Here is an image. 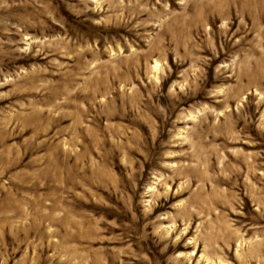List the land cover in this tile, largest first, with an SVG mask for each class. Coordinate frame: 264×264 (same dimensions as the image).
Instances as JSON below:
<instances>
[{
  "label": "rangeland",
  "instance_id": "374dc122",
  "mask_svg": "<svg viewBox=\"0 0 264 264\" xmlns=\"http://www.w3.org/2000/svg\"><path fill=\"white\" fill-rule=\"evenodd\" d=\"M0 264H264V0H0Z\"/></svg>",
  "mask_w": 264,
  "mask_h": 264
}]
</instances>
